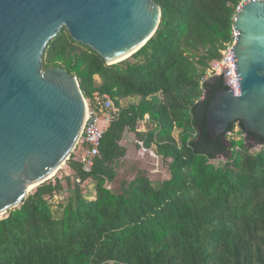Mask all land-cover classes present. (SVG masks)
<instances>
[{
	"label": "trees",
	"instance_id": "1",
	"mask_svg": "<svg viewBox=\"0 0 264 264\" xmlns=\"http://www.w3.org/2000/svg\"><path fill=\"white\" fill-rule=\"evenodd\" d=\"M154 1L155 33L120 62L107 65L64 27L46 44L44 68L65 69L91 106L107 95L117 111L91 167L72 153L66 186L46 181L0 217V264H264V140L240 121L224 138L206 127L209 101L225 85L222 76L203 78L245 0ZM235 126L245 139L227 135ZM126 132L169 160V178L153 184L137 173L108 186ZM87 181L93 195L83 191Z\"/></svg>",
	"mask_w": 264,
	"mask_h": 264
},
{
	"label": "water",
	"instance_id": "2",
	"mask_svg": "<svg viewBox=\"0 0 264 264\" xmlns=\"http://www.w3.org/2000/svg\"><path fill=\"white\" fill-rule=\"evenodd\" d=\"M160 16L154 0H0V216L66 163L86 118L77 78L43 67L46 44L64 27L111 65L144 46ZM232 27L238 95L224 64L225 88L209 101L207 131L224 138L229 124L240 121L264 140V0L243 1Z\"/></svg>",
	"mask_w": 264,
	"mask_h": 264
},
{
	"label": "built area",
	"instance_id": "3",
	"mask_svg": "<svg viewBox=\"0 0 264 264\" xmlns=\"http://www.w3.org/2000/svg\"><path fill=\"white\" fill-rule=\"evenodd\" d=\"M238 9V8H237ZM238 37L237 32L232 27L230 40L225 44L220 51L221 58L211 63L203 80L210 77L221 76L224 64H228L230 74L233 79L235 96L238 95V86L235 77V72L229 56L230 49L235 46V40ZM87 112L80 138L72 153L77 155L78 160L85 168L91 167L93 158L98 155L99 146L104 135V132L111 123L114 113L117 111L112 107V103L107 95H96L91 106L87 101ZM147 119V117H146ZM227 135L237 139L246 138V133H238L237 126L233 131L227 132Z\"/></svg>",
	"mask_w": 264,
	"mask_h": 264
},
{
	"label": "rangeland",
	"instance_id": "4",
	"mask_svg": "<svg viewBox=\"0 0 264 264\" xmlns=\"http://www.w3.org/2000/svg\"><path fill=\"white\" fill-rule=\"evenodd\" d=\"M126 103H128V101L123 102V105H126ZM149 127L147 121H142L138 124L137 131L145 132ZM137 141V135L135 133L126 132L124 134L120 144L125 148V156L117 161L115 166L117 172L116 180L114 183L109 184V187L117 188L122 180H131L137 173L145 175L153 184H158L169 178L170 175L167 167L169 160H163L162 158L157 157L153 150L141 148V144H138ZM254 149H258V146H255ZM66 176H72V171L65 163L49 180L54 181L55 178H60L62 184L66 186ZM82 187L84 193L90 192L91 195H93L94 190L91 182L87 181L83 183ZM66 196L67 192H64L59 196L54 197L52 200L53 205H56L57 201H64ZM5 215L6 214L0 217H4Z\"/></svg>",
	"mask_w": 264,
	"mask_h": 264
},
{
	"label": "bare ground",
	"instance_id": "5",
	"mask_svg": "<svg viewBox=\"0 0 264 264\" xmlns=\"http://www.w3.org/2000/svg\"><path fill=\"white\" fill-rule=\"evenodd\" d=\"M54 176V175H53ZM34 187H30V189H29V191L28 192H30L32 189H33Z\"/></svg>",
	"mask_w": 264,
	"mask_h": 264
}]
</instances>
